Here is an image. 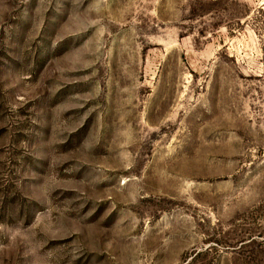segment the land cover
<instances>
[{
    "label": "rangeland",
    "instance_id": "rangeland-1",
    "mask_svg": "<svg viewBox=\"0 0 264 264\" xmlns=\"http://www.w3.org/2000/svg\"><path fill=\"white\" fill-rule=\"evenodd\" d=\"M0 264H264V0H0Z\"/></svg>",
    "mask_w": 264,
    "mask_h": 264
}]
</instances>
